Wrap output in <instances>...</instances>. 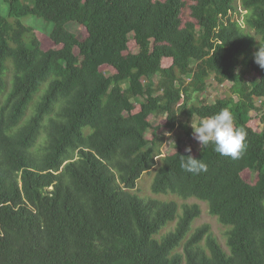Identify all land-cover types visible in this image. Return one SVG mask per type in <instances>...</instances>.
<instances>
[{"label":"trees","instance_id":"trees-1","mask_svg":"<svg viewBox=\"0 0 264 264\" xmlns=\"http://www.w3.org/2000/svg\"><path fill=\"white\" fill-rule=\"evenodd\" d=\"M3 1L0 264H264V0ZM27 17L52 23L59 49ZM210 80L230 85L213 104ZM221 109L246 134L239 158L180 139L163 154L161 129L192 140L191 121ZM189 154L207 172L184 170ZM155 169L152 193L187 203L137 193Z\"/></svg>","mask_w":264,"mask_h":264},{"label":"rangeland","instance_id":"rangeland-1","mask_svg":"<svg viewBox=\"0 0 264 264\" xmlns=\"http://www.w3.org/2000/svg\"><path fill=\"white\" fill-rule=\"evenodd\" d=\"M8 13H9V5L5 3L3 0H0V16L7 17ZM22 22L25 25L31 26L36 30L35 32L39 40L41 41L43 49L45 50L59 49V47L55 48L53 42L50 39V33L52 32L53 27H54L52 23H45L44 21L38 20L34 17H27L23 19ZM72 29L76 31L77 27L74 26L72 27ZM81 31L85 34L84 30H81ZM129 46L132 52H137V46L135 42H131ZM101 71L107 76L114 73V70L108 66L102 67ZM252 76L253 75L249 76V78H251ZM208 83H209L208 89L201 95V98L204 100L205 103L213 104L218 98H223L228 93V90L230 87L229 84L219 85L215 83L214 80H210ZM256 103L258 107H260L261 110L264 112V98L257 99ZM252 117H253V121H252L253 127L256 128L257 130L259 128L261 129V125L259 122V116L257 115V113H253ZM160 120L161 119H158V118H152V122L156 126L159 124ZM193 120L194 122L197 123L196 119H193ZM160 133L166 136V143L163 146L164 155H171L175 152V144L177 143L178 139L181 140V144L185 150L190 147L191 151H193V150H198L200 147L196 139L189 140L183 135H178L176 132L173 133V132H170L164 129H161ZM156 171L157 169L152 170L151 172L146 173L145 175L142 176V178L138 182V188L136 189L137 193H139L141 196L146 197V198H157L162 201H175L180 206L187 203L171 194L170 195H155L152 193L151 186H152ZM245 176L253 177L254 175L252 176L250 173H246ZM188 203L189 204L199 203L202 208V217L197 221L196 226H200L205 223L210 224L215 235L219 238L221 244L225 246L226 240L224 237V229L217 222L216 219L210 216L207 205L196 199H191L188 201ZM172 228H173V225H171L168 229H172Z\"/></svg>","mask_w":264,"mask_h":264},{"label":"clouds","instance_id":"clouds-1","mask_svg":"<svg viewBox=\"0 0 264 264\" xmlns=\"http://www.w3.org/2000/svg\"><path fill=\"white\" fill-rule=\"evenodd\" d=\"M255 63L264 70V43H260L258 50L253 53ZM193 137L202 149L213 145L216 153L223 157L237 159L246 149V134L234 125V118L228 109H221L215 115L203 118L199 123L192 120ZM191 153V148L186 149ZM180 166L187 172L200 174L207 172L208 165L203 159L192 155H180Z\"/></svg>","mask_w":264,"mask_h":264}]
</instances>
